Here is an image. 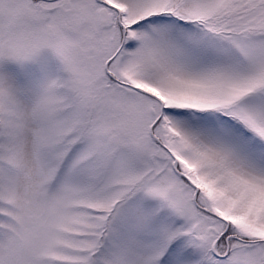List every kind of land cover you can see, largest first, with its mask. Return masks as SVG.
<instances>
[{
	"label": "snow or ice",
	"instance_id": "6c2138e0",
	"mask_svg": "<svg viewBox=\"0 0 264 264\" xmlns=\"http://www.w3.org/2000/svg\"><path fill=\"white\" fill-rule=\"evenodd\" d=\"M0 264H264V0H0Z\"/></svg>",
	"mask_w": 264,
	"mask_h": 264
}]
</instances>
